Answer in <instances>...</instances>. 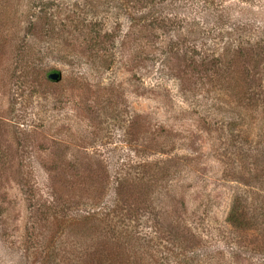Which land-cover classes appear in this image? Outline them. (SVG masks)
I'll return each instance as SVG.
<instances>
[{
    "label": "rangeland",
    "instance_id": "1",
    "mask_svg": "<svg viewBox=\"0 0 264 264\" xmlns=\"http://www.w3.org/2000/svg\"><path fill=\"white\" fill-rule=\"evenodd\" d=\"M217 1V15L199 0L179 1L176 13L185 21L170 35L185 33V23H219L204 38L213 51L233 48L238 41H224L239 35L244 46L264 42V0ZM109 2L0 0V264H47L37 253L45 248L59 263H75L87 216L118 223L127 215L138 233L131 263L205 260L206 251L228 249L225 217L233 193L245 189L237 180L250 179L254 162L242 158L235 137L229 146L226 132L213 128L224 121L234 127L236 117L226 107L216 113L204 99L242 78L258 94L250 134H264V56L198 69L184 95L176 74L191 69L178 68L176 59L169 72L148 64L146 54L164 37L138 30L124 41L127 21L105 16ZM26 12L41 18L23 21ZM54 70L60 81L50 79ZM166 164L174 169L161 182ZM121 176L146 185L160 180L157 189L166 183L158 192L170 195L174 209L166 213L179 219L177 234L159 212L138 204L146 186L119 191ZM248 255L254 263L262 258L255 250Z\"/></svg>",
    "mask_w": 264,
    "mask_h": 264
},
{
    "label": "trees",
    "instance_id": "2",
    "mask_svg": "<svg viewBox=\"0 0 264 264\" xmlns=\"http://www.w3.org/2000/svg\"><path fill=\"white\" fill-rule=\"evenodd\" d=\"M109 1L108 6L110 11L105 16L109 14L113 20L127 21L128 35H125L124 41L129 39L138 30L154 38H158V36L159 39L164 37L165 41L162 40L164 42L160 47L146 54L147 58L145 60L149 62L148 64L158 63L162 72H169L173 69V64L176 59L178 68L184 66L185 69H191V72L187 71L185 73L183 71L181 72L182 75H179V73L176 74L181 89L182 91L184 90V95L190 93L193 89L192 86L196 84L192 83L194 77L192 72L198 73V69L212 67L219 71L223 66L230 65L232 67L231 64L234 58L237 59L236 61L246 59L250 63L255 58H261L260 55L264 56V42H258L252 39L253 42H247V46H244L245 41L241 35L237 38L227 39L232 43H226L224 41V44L228 46H232L234 45V41H238L233 48L223 46L222 52L216 48L214 51L211 50L210 47L206 46L207 42L204 41V38L209 36L213 29H220L222 24L219 23L213 25L201 23L202 25H200V23L196 22L192 24L193 28L190 26V29L188 23H185V27L187 28L185 33L181 35L177 34L175 37L171 36L170 29L176 33L178 26H180L178 22L184 23L185 21V19H181L179 14L176 13L178 9L177 3L179 1L182 2V0ZM199 1L205 9L213 11L214 14L217 15V12H220L221 5L218 4L217 0ZM222 11L224 12L223 9ZM17 13L15 12V14ZM22 15L24 16L23 21H39L41 18L35 13L29 15L26 12ZM18 18L19 16L15 20L19 21ZM220 21L224 22L223 19ZM167 40L170 42L174 40L173 44L168 46L166 44ZM192 68H195V70ZM54 72H58L57 74L60 75V72L55 70L51 73ZM225 79L226 75L224 77ZM231 79L233 81V78ZM60 80L61 78L57 81ZM235 81L237 84L223 83L218 89L217 95L211 96L207 92L209 96L205 99L203 98L205 101L212 103V107H215L216 113L222 107H226L230 110L231 117H236L234 127L227 121H224L222 125L220 124L213 128H219L226 132V141L229 146L234 142L235 137L239 145L236 150L242 154V158L254 162L253 166L249 165L250 167H247L250 179L248 181L242 178L237 180V183L245 189L242 192L233 193L232 202L228 214L225 217L224 223L229 229V237L226 242L228 249L222 250L207 247L213 251H206L209 254L205 260H201V258L188 260L186 257H182L184 259H180V262L173 260V262H176L174 264H264V182L262 181L264 180V134H259L252 138L250 134L252 126L247 123L249 117L256 114L254 109L258 110V98L256 97L258 94L255 93L254 89L252 90L249 86L247 87L242 78H237ZM196 103L198 104V102ZM173 169L174 166H169V164L168 166L166 164L160 169L161 182L171 175ZM260 180L263 183H260ZM118 181L119 191L121 193L127 185L135 183L128 181L126 177L122 176L118 178ZM138 181L140 182L141 179H138ZM161 182L157 180L155 183H147L148 185L145 183H135V187L146 186V190L143 193H145L147 198H138V204L151 207L159 212L160 221L164 225L166 224L167 227L173 228L171 231L177 234L176 230H178V225H180L178 222L179 219H174L166 213L169 209L173 210L174 207H167L168 199L170 198L169 194L165 196L158 192L166 184L162 183L157 189V185ZM120 197L121 203L126 204L129 202L128 198L125 200L123 194H120ZM125 217L122 218L124 221L119 220L118 223H114L113 219L110 220V217L103 220L91 216L85 217V222L79 228V231L82 229L83 243H80V249L77 251V261L69 264H126L128 262L130 264H142L137 263L138 260L135 261L136 263H131L129 260V254L132 255V249L135 251L138 250V238L136 241L134 240V232L135 234L137 232L132 225H127L129 219L127 215ZM175 220H177L176 224ZM86 232L90 235L85 236ZM157 233L161 237L162 234L156 229V235ZM194 237L197 238L196 235ZM161 239L163 238L161 237ZM199 239L201 240L202 238L200 237ZM145 242L149 241L145 240ZM254 250L262 255L258 263H254L247 257ZM37 253L40 261L45 260L47 264H61L55 255L54 249H38Z\"/></svg>",
    "mask_w": 264,
    "mask_h": 264
},
{
    "label": "water",
    "instance_id": "3",
    "mask_svg": "<svg viewBox=\"0 0 264 264\" xmlns=\"http://www.w3.org/2000/svg\"><path fill=\"white\" fill-rule=\"evenodd\" d=\"M60 78H61V76L59 74H56V73L50 75V79L53 81H57Z\"/></svg>",
    "mask_w": 264,
    "mask_h": 264
}]
</instances>
